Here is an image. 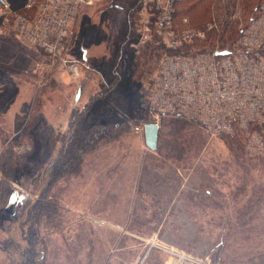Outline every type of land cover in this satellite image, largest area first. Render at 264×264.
Returning a JSON list of instances; mask_svg holds the SVG:
<instances>
[{
  "label": "rangeland",
  "instance_id": "obj_1",
  "mask_svg": "<svg viewBox=\"0 0 264 264\" xmlns=\"http://www.w3.org/2000/svg\"><path fill=\"white\" fill-rule=\"evenodd\" d=\"M11 1L17 8L24 0ZM130 1L84 6L63 56L0 34V115L14 116L10 131L18 134L14 148L0 144V163L10 154L13 166L5 162L3 172L23 175L31 185L16 217L0 214V264H129L141 258L142 264H174L155 245L162 243L211 264H264V140L213 135L191 124V134L174 140L167 133L173 117L164 115L156 148L145 145L135 55L124 43ZM189 1L181 14L199 26L215 19L212 35L226 25L231 32L258 0ZM215 41L211 36L209 44ZM121 47V74L109 92L94 96L100 81L112 79ZM62 58L80 63L77 74ZM43 113L67 117L49 122ZM68 132L82 137L63 149ZM91 134L94 141L86 142ZM68 152L75 154L73 166L65 165ZM0 191L3 208L9 188Z\"/></svg>",
  "mask_w": 264,
  "mask_h": 264
},
{
  "label": "built area",
  "instance_id": "obj_2",
  "mask_svg": "<svg viewBox=\"0 0 264 264\" xmlns=\"http://www.w3.org/2000/svg\"><path fill=\"white\" fill-rule=\"evenodd\" d=\"M97 1L24 0L14 8L11 0H0V34L9 32L27 46L63 56L74 17ZM176 1L134 0V26L125 44L132 52L150 43L162 48L155 69L142 82L150 113L157 122L164 115L183 117L213 135L261 142L254 128L264 125V0L253 5L224 45L209 44L215 19L192 24L188 16H175ZM61 64L73 74L80 68L71 58H62ZM155 245L174 264H211L179 247Z\"/></svg>",
  "mask_w": 264,
  "mask_h": 264
},
{
  "label": "trees",
  "instance_id": "obj_3",
  "mask_svg": "<svg viewBox=\"0 0 264 264\" xmlns=\"http://www.w3.org/2000/svg\"><path fill=\"white\" fill-rule=\"evenodd\" d=\"M183 1H185L184 6H186L187 3L190 2L189 0H177L176 1V3H175V13H176L175 16H177V17L187 16L185 14H181V12L179 10V7L182 10ZM200 1H202V0H196V1H194V3L200 2ZM133 7H134V0H131L130 4L128 6V13H129L128 14V20H127V33H128V35L126 36L125 40L130 35H132L131 34L132 33L131 28L133 29L134 20H135V11L133 10ZM229 31H230V28H228V25H226L225 27L221 26L219 29L215 30L212 33V35H210V36L213 37V41L216 40L215 42H218V44L224 45V42H227L234 37V35L236 33V28L231 30V32H229ZM232 31H233V35H232V37H230L232 34ZM226 32H229V33H226ZM213 34H215V36ZM125 40H124V43H125ZM122 49H123V47H121L119 49L120 52H118L114 58V62H113L114 66L111 69L112 79H110L109 82L108 81H100L98 87L99 88L101 87L102 89L103 88L104 89L103 90L98 89L96 91V93L94 94V96H97L103 92L104 93L107 91L109 92L111 87L117 81L119 75L121 74L122 65H123L124 60H125L124 57L126 56V53L123 54ZM161 49L162 48L159 44L150 43V44L145 45L138 52H133V55H135V56H133L132 64L134 65V68L137 71V75L139 76V80H138L139 85H138V91L137 92H138V95L140 96L139 100H140L141 106L143 107V112H144V117H145V119H144V121H142L141 125H143L146 122H151V121L155 120L149 111L147 101H146L145 96H144V91L142 88V82H143L144 78H146L155 69V63H156V60L159 59V56L161 54ZM152 58H153V60L151 62ZM85 61L83 63H85ZM144 74H146V75L144 76ZM169 121H170L169 123L172 124V126H171V129L167 133H169V135H172L174 140H176L177 138L181 139L183 137H187L189 134H191V131H187L186 124H191V125H194V126L200 128L196 123H194V122H192L186 118H183V117H173ZM159 129H160V125H159ZM254 130L261 136V140L263 142V140H264L263 139V137H264V125L256 126L254 128ZM166 135H168V134H166ZM231 136L240 137L242 135H236L235 134V135H231ZM80 137H82V136L76 137V135L73 132H68V138L63 145V149H66L70 145H73L77 139H80ZM89 137L91 138L89 143H92L96 136H94L93 134L89 135L85 139L86 142L88 141ZM162 137L163 136H161V139H162ZM181 143L182 142L178 143L180 148H181ZM72 159H75V154L72 152H68L67 157L64 159V161L66 162L65 165L68 164V165L73 166V164L70 163V161ZM56 162H58V161H56ZM56 162H54V163H56ZM63 162L61 163V165L65 166V165H63ZM52 178H53V173H52ZM24 209L26 210V212L33 211L34 214H36V211H37V209L34 210L32 207L31 208L26 207ZM34 234L35 233L33 232L32 235H34Z\"/></svg>",
  "mask_w": 264,
  "mask_h": 264
},
{
  "label": "crops",
  "instance_id": "obj_4",
  "mask_svg": "<svg viewBox=\"0 0 264 264\" xmlns=\"http://www.w3.org/2000/svg\"><path fill=\"white\" fill-rule=\"evenodd\" d=\"M50 116L54 117V119L51 118ZM66 117H67L66 113L64 114V116H62L59 119L57 118L56 113H54V114L53 113H49V114L43 113V118L49 122H52L55 120H58L60 122H64L66 120ZM0 120L5 121L3 126L6 127L5 129L0 130V144L3 146L2 150H4L10 143H11L12 147L14 146V144L12 142L13 141L12 138H15L14 136L18 135V134L16 133V131H14V129L12 132L10 131V127L13 125L12 123L15 120L13 115H11L7 111H5V112H3V115H0ZM28 137L29 138L32 137L31 134L28 133ZM34 141L35 140H32L31 142L35 143ZM25 142H27V141L25 140ZM36 145L38 146L36 151H41L42 149L40 148L41 146H40L39 140L36 143ZM12 161H14V158L10 154H6V156L2 159V161L0 163V186L1 185L5 186V190L9 188V192H8L9 196H8L7 201H6V205L3 206V208H2V206H0L2 208V211H0V214L2 217H4V215H7V217H8V215L9 216L13 215L16 217L17 215H15V214H16V210L18 208L17 204L20 205L21 199L26 197L27 195H29L28 192L31 189V185L29 183L30 179L28 180L23 175L22 176L18 175V177H12L11 178V177H8V175L3 172L4 168L8 165V164L5 165V162H7L13 166ZM21 165L22 164H20L16 167L18 168ZM0 198H1V193H0ZM11 211H13V212H11ZM5 231H7V230L5 229Z\"/></svg>",
  "mask_w": 264,
  "mask_h": 264
},
{
  "label": "water",
  "instance_id": "obj_5",
  "mask_svg": "<svg viewBox=\"0 0 264 264\" xmlns=\"http://www.w3.org/2000/svg\"><path fill=\"white\" fill-rule=\"evenodd\" d=\"M83 59H85V54L83 53ZM81 88L78 87L75 99H78L80 95ZM158 129L159 123L157 121L146 122L143 124V133H144V143L150 149H155L157 146L158 140Z\"/></svg>",
  "mask_w": 264,
  "mask_h": 264
}]
</instances>
